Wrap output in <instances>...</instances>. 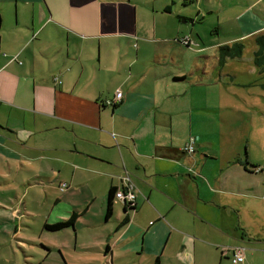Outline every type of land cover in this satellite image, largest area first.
Masks as SVG:
<instances>
[{
	"label": "crops",
	"instance_id": "0c3cea01",
	"mask_svg": "<svg viewBox=\"0 0 264 264\" xmlns=\"http://www.w3.org/2000/svg\"><path fill=\"white\" fill-rule=\"evenodd\" d=\"M220 14L238 23L231 38L213 46L194 35L196 53L264 34V0H0V166L32 173L36 164L48 174L35 182L65 180L70 189L46 218L75 213L65 229L76 232L85 219L77 247L94 257L83 260L229 264L235 247L246 248L241 264L264 260L259 163L246 172L232 138L199 128L198 113L215 104L182 100L188 88L213 84L214 68L180 76L192 58L178 25ZM190 138L193 152L182 154ZM125 175L133 210L113 199L105 219L109 189L119 191Z\"/></svg>",
	"mask_w": 264,
	"mask_h": 264
},
{
	"label": "rangeland",
	"instance_id": "374dc122",
	"mask_svg": "<svg viewBox=\"0 0 264 264\" xmlns=\"http://www.w3.org/2000/svg\"><path fill=\"white\" fill-rule=\"evenodd\" d=\"M213 17L200 19L194 26L177 24L184 38L189 41L188 50L183 52L188 58H192V61L186 59L187 62L183 64L180 76H186V79L190 80L193 78L191 74L195 68L199 72L201 69L204 72H210L211 68H214L213 84L188 88L182 100H207L215 104L217 109L198 113L200 117L204 115L199 128L201 130L204 128L206 133L234 139V141L231 139V142L236 143L238 153L243 155V152H246L245 158L249 163L246 166L249 168L247 172L251 171L252 164L259 163L258 167L261 171L255 175L256 179H259L264 176V72L258 71L252 64V52L255 47L251 41L244 42L240 59L227 60L220 67L217 66L215 52L209 47L196 53L201 46L194 43L193 40H196L194 35H198L204 44L210 43L216 46L231 38L232 35L228 33L227 28L229 26L235 28L238 24L229 14H220L216 20ZM225 20H227L226 23L221 25ZM215 27L219 29L217 34H214ZM260 33H264V28L260 30ZM201 56H205L206 59L201 60ZM205 89L207 93L201 91ZM7 160L9 163L12 162L9 157ZM47 174V171L42 168L38 169L36 164H33L32 173L20 169L19 166L11 172L5 166H0L2 180L0 190L6 193L0 197V221H4L0 224V264L94 263L89 259L83 260L84 256L93 258L92 252L83 253L77 247L84 239V229L79 226V223L84 225V218L77 221L78 224L75 226L77 232L71 228H63L56 232L42 229L44 222L46 225H52L50 219L46 217L49 210L56 208L53 205V199L62 198L70 189L67 183L61 184L65 180L34 181L35 177H45ZM21 177H27L31 185L25 188L20 187L18 182ZM75 189L78 190V188ZM11 192L14 194H10ZM24 201L26 202L25 211ZM76 202L81 200L77 199ZM87 241L92 242L89 239ZM47 248L50 249L49 253ZM87 248H92V245ZM242 248L246 250L245 247ZM245 253L247 252L243 251L244 255ZM228 263L232 264L230 260ZM251 264L258 263L252 261ZM261 264H264V260Z\"/></svg>",
	"mask_w": 264,
	"mask_h": 264
},
{
	"label": "trees",
	"instance_id": "16d2710c",
	"mask_svg": "<svg viewBox=\"0 0 264 264\" xmlns=\"http://www.w3.org/2000/svg\"><path fill=\"white\" fill-rule=\"evenodd\" d=\"M251 43L255 47V49L252 52V64L258 71L264 72V34H259L253 37V39L251 40ZM182 44L186 45V42ZM243 50H244V43L240 41L233 42L229 45L218 46L215 51L216 57H217V66L220 67L227 60L240 59L242 56ZM181 153L186 154V152H184L183 150ZM252 172H258V170L253 169ZM114 194H115V189L114 188L109 189L107 203L105 205V214H104L105 219L109 218L111 215V207H112V201H113ZM76 216L77 215L75 213H72L69 216V218L64 221H60L52 225L44 224L42 228L44 231L56 232V231L62 230L63 228L71 227ZM154 264H156V262Z\"/></svg>",
	"mask_w": 264,
	"mask_h": 264
},
{
	"label": "built area",
	"instance_id": "2783aa9c",
	"mask_svg": "<svg viewBox=\"0 0 264 264\" xmlns=\"http://www.w3.org/2000/svg\"><path fill=\"white\" fill-rule=\"evenodd\" d=\"M186 41H183L182 43H185ZM121 97V94L119 91H117L114 94L113 101H107V105H112L114 101H119ZM193 143L194 138H190L188 141V144L182 149L186 153H192L193 152ZM188 174H192V171H188ZM113 199H117L120 202L124 201L125 204L128 207H133L134 201L136 198V189L134 185L129 181L127 175H125L122 179L121 189L119 191H115V194L113 196ZM243 251L244 249L242 247H235L231 251V258L230 262L232 264H240L243 262Z\"/></svg>",
	"mask_w": 264,
	"mask_h": 264
},
{
	"label": "water",
	"instance_id": "95a60500",
	"mask_svg": "<svg viewBox=\"0 0 264 264\" xmlns=\"http://www.w3.org/2000/svg\"><path fill=\"white\" fill-rule=\"evenodd\" d=\"M121 205L124 207V211L133 210V207H128L124 201L121 202Z\"/></svg>",
	"mask_w": 264,
	"mask_h": 264
}]
</instances>
